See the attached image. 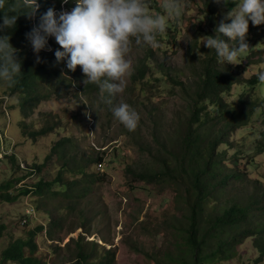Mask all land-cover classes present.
Returning <instances> with one entry per match:
<instances>
[{
  "label": "trees",
  "instance_id": "trees-1",
  "mask_svg": "<svg viewBox=\"0 0 264 264\" xmlns=\"http://www.w3.org/2000/svg\"><path fill=\"white\" fill-rule=\"evenodd\" d=\"M37 4L39 7L31 16L19 14L23 9L17 7L16 0H9L4 9L7 12L9 8H15L19 14L16 26L6 30L5 34L10 35V43L17 50L21 72L11 86L0 82V91L17 96L28 115H34L43 103L61 101L74 94L77 100L83 97L97 103V115L104 109L105 116L113 119L112 108L120 103L118 96L109 97L98 85L85 82L86 76L81 66L77 65L75 71H71L67 69L66 61L56 62L54 52L60 46L53 37L48 39L51 51L41 50L38 54L40 62H37V54L32 51L26 36L38 26L41 15L49 7L57 13L64 8L72 10L74 0L67 3L63 0H37ZM205 4L204 13H208L206 19L212 30L196 28L195 39L185 53L186 60L194 68L191 85L185 87L178 74H174L165 61H156L150 50L137 63L130 77L134 92L132 98L136 105L133 109L140 119L134 130L125 126L122 128L133 147L147 159H143L140 167L127 166L126 174L147 185L166 187L174 196L179 214H173L170 221L175 237L174 248L166 249L162 257L154 255L155 264H222L236 258L239 254L237 247L248 239H252L258 253V259L253 264H264V183H259L260 177L252 179L247 175L245 169L253 161H248L250 157H243V151L236 150L235 143L230 141V136L239 129L246 128L253 132L254 117H264L263 89V97L256 96V90L261 84L264 85L256 77V73L264 69V24L254 26L249 21L246 40L250 50L246 57L239 64H221L215 51L205 47L198 39L201 35H219L214 29L225 14L216 15L215 0H205ZM167 31H170L169 27ZM178 32L173 34V38L168 36L167 40L160 41L166 46L164 53L175 46ZM225 37L223 39L226 41ZM245 63L255 73L240 81L233 70ZM152 68L162 76L163 81L167 78L181 91L183 89L187 98L185 111L181 115H174L168 121L167 129L166 105L155 103L150 98V91L154 89L149 90L152 81H158ZM236 85L243 89L237 105L228 102ZM248 87L253 93H248ZM157 91L162 93L160 88ZM0 100L4 102L5 98ZM19 127L23 135L34 143L57 136L45 163L36 165L33 171L41 174L48 163L56 158L58 174L53 182L41 180L32 188L22 189L18 195L11 193L13 182L10 181L0 187L7 192L2 194L1 200L15 203L21 196L31 194L39 197L63 195L68 202L71 198L77 199L67 208L75 210L78 201L85 198L90 185L97 181L93 173H87L88 170L100 165L102 158L93 159L86 155L77 139L70 134L58 137L57 130L62 127L57 116H49L40 128L30 127L25 121H21ZM142 127L145 133H141ZM255 136L253 142L258 155H264V129L256 131ZM126 146L132 147L129 144ZM230 149H233V153H230ZM11 160L13 164L18 163L16 156ZM66 175L74 179L66 181ZM166 224H169V219H166ZM43 231L44 228L39 227L30 232L27 239L11 243L1 256L4 263L45 264L38 258L39 247L36 243V237ZM4 232L5 227H0V239ZM57 248V252L67 251L69 264H115L116 261L112 248L106 249L95 241L88 243L81 236L76 239L71 237L64 249ZM141 252L144 253V250Z\"/></svg>",
  "mask_w": 264,
  "mask_h": 264
},
{
  "label": "rangeland",
  "instance_id": "rangeland-1",
  "mask_svg": "<svg viewBox=\"0 0 264 264\" xmlns=\"http://www.w3.org/2000/svg\"><path fill=\"white\" fill-rule=\"evenodd\" d=\"M163 2L164 0H149L150 11L153 14L163 13ZM186 3L183 16L169 23L170 31L158 36L156 47L137 46L133 41L128 55L130 74L126 78L124 92L118 96L120 102H126L132 108L136 106L132 98L134 92L130 77L137 63L149 53V50L156 61H165L172 72L178 74L185 87L191 85L194 68L186 60V50L195 39L196 28L212 30V26L206 19L208 13H204L207 7L205 0H186ZM226 6L228 8L215 2L216 15L226 14L235 4L230 0ZM63 11L71 10L64 8ZM175 32H178L175 46L164 53L166 46L160 41L167 40L168 36L173 38ZM202 36L205 35H201L198 41L201 42ZM225 39L226 42L229 41L228 37ZM152 71L158 81H152L149 90L153 87L154 89L150 91L152 96L150 98H153L155 103L166 105L167 129L168 121L174 115H181L185 111L187 98L183 89L181 91L167 78L163 81L155 68H152ZM254 73L255 70L250 69L246 63L233 70V74L240 81H245ZM158 88L162 93L157 91ZM260 88L256 90V96L263 97L261 92L262 89L264 91V85L261 84ZM248 89V93H253L249 87ZM242 93L241 86H234L228 102L239 104ZM0 96L5 98L4 102L0 100V187L11 181L13 182L11 193L18 195L22 189L32 188L41 180L46 183L53 182L58 174L56 158L48 163L41 174L33 171L36 165L41 166L45 163L57 136L34 143L23 135L19 127L21 121H25L30 127L40 128L49 116H57L62 127L57 130L58 137L70 134L77 139L86 155L93 159L102 158L100 165L88 170L87 173H93L97 181L90 185L88 193L83 200L78 201L75 210L67 208L76 203L77 199L71 198L68 202L63 195L39 197L31 194L21 196L15 203H5L1 196L7 192L0 189V227H5L3 237L0 239V264H12L4 263L1 258L3 252L18 239H27L30 232L39 227H43L44 231L36 237L39 247L38 258L45 264H69L70 257L67 251L57 252L56 249L57 247L64 249V245L71 237L76 239L79 236L88 243L95 241L106 249L112 248L115 253V264H155L154 255L162 257L166 249L174 248L175 237L170 221L173 214L179 215L175 208L174 196L166 187L147 185L133 180L126 174L127 166L140 167L143 159L147 158L133 147L129 136L123 132V124L110 116L107 118L104 109L97 115L95 111L97 103L87 101L83 97L77 100L74 94L61 101L43 103L34 115L24 112L17 96L6 95L3 91H0ZM263 119L264 117H254L253 132L242 128L230 136V141L236 145L235 149L242 150L243 157H250L248 161H253L245 169L247 175L253 177L252 179L260 177L259 183L262 184L264 155H258L253 137H256V131H263ZM145 131L142 127L141 133ZM126 144L132 147H127ZM229 151L233 153V149ZM15 156L18 163L13 164L11 157ZM73 179L66 175V181L70 182ZM166 219H169V224H166ZM137 249L140 252H136ZM237 249L238 256L222 264H253L258 259L252 239L246 240Z\"/></svg>",
  "mask_w": 264,
  "mask_h": 264
},
{
  "label": "clouds",
  "instance_id": "clouds-1",
  "mask_svg": "<svg viewBox=\"0 0 264 264\" xmlns=\"http://www.w3.org/2000/svg\"><path fill=\"white\" fill-rule=\"evenodd\" d=\"M17 7L31 16L39 7L37 0H16ZM67 3L68 0H63ZM71 11H57L49 7L39 20L38 26L26 34L32 51L40 62L41 50H49V37L60 46L54 52L56 62L66 61L67 69L75 71L81 66L85 82L99 86L109 97L124 92L130 74L128 55L133 41L137 46L156 47L158 36L168 30L170 22L183 16L186 0H164L163 13L153 14L149 0H74ZM227 5L230 0H215ZM235 4L219 21L215 33L202 36L200 43L215 51L221 64H239L250 50L246 36L249 21L252 25L264 24V0H231ZM9 0H0V82L13 85L21 72L16 49L10 43L6 30L16 26L17 11H4ZM11 13V14H9ZM230 21V22H226ZM228 37L226 42L223 37ZM234 42V43H230ZM264 83V70L256 73ZM113 116L129 130L139 122V114L126 102L112 108Z\"/></svg>",
  "mask_w": 264,
  "mask_h": 264
},
{
  "label": "built area",
  "instance_id": "built-area-1",
  "mask_svg": "<svg viewBox=\"0 0 264 264\" xmlns=\"http://www.w3.org/2000/svg\"><path fill=\"white\" fill-rule=\"evenodd\" d=\"M0 135H1V131H0Z\"/></svg>",
  "mask_w": 264,
  "mask_h": 264
}]
</instances>
